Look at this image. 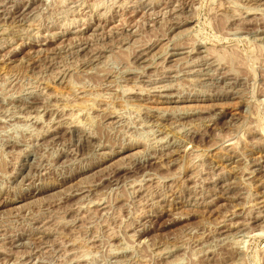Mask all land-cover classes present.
<instances>
[{"label":"rangeland","instance_id":"rangeland-1","mask_svg":"<svg viewBox=\"0 0 264 264\" xmlns=\"http://www.w3.org/2000/svg\"><path fill=\"white\" fill-rule=\"evenodd\" d=\"M0 264H264V0H0Z\"/></svg>","mask_w":264,"mask_h":264},{"label":"bare ground","instance_id":"bare-ground-1","mask_svg":"<svg viewBox=\"0 0 264 264\" xmlns=\"http://www.w3.org/2000/svg\"><path fill=\"white\" fill-rule=\"evenodd\" d=\"M251 10H252V9H251ZM183 24H184V23H183ZM162 60H163V59H162ZM227 75H228V74H227ZM231 79H232V78H231ZM234 79H235V78H234ZM175 152H176V151H175ZM30 164H31V163H30ZM19 165H20V164H19ZM27 165H28V163H27ZM27 165H26V166H27ZM30 166H31V165H30ZM28 167H29V165H28ZM21 169H22V167H21ZM112 180H113V179H112Z\"/></svg>","mask_w":264,"mask_h":264}]
</instances>
